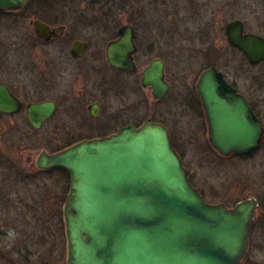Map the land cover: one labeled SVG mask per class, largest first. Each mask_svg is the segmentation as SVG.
I'll use <instances>...</instances> for the list:
<instances>
[{"label":"water","instance_id":"1","mask_svg":"<svg viewBox=\"0 0 264 264\" xmlns=\"http://www.w3.org/2000/svg\"><path fill=\"white\" fill-rule=\"evenodd\" d=\"M29 1L0 0V10H19ZM119 35L107 47L109 62L133 70L128 55L137 49L135 31L125 26ZM227 37L250 63L264 60V40L243 34L241 23L228 25ZM163 70L158 62L143 74V84L160 97L167 89ZM213 78L222 80V75L212 69L200 81L212 144L222 156L255 153L263 128L245 104L213 108ZM20 110L19 100L0 83V113ZM55 110L49 102L30 105L28 121L38 129ZM36 166L62 169L70 178L63 209L67 264H242L249 252L257 201L249 198L232 208L208 203L161 124L149 121L56 153L42 151Z\"/></svg>","mask_w":264,"mask_h":264},{"label":"flooded vegetation","instance_id":"2","mask_svg":"<svg viewBox=\"0 0 264 264\" xmlns=\"http://www.w3.org/2000/svg\"><path fill=\"white\" fill-rule=\"evenodd\" d=\"M82 2L31 0L19 10H0V83L5 84L21 103L19 112L0 113V117H25L31 131L40 133L47 130L52 133L57 143L53 148L60 151L82 142L110 137L128 127L139 129L149 121L161 124L169 131L172 145L188 170L193 186L207 201L186 166L180 149H211L226 159H244L254 153L222 156L216 151L210 140L211 125L200 93L201 77L204 72L212 69L222 75V80L212 79L213 108L238 109L245 104L264 130V60L251 64L239 48L230 44L227 37L228 25L239 22L243 34H254L264 40V20L258 24L256 31L249 30L245 21L249 9L242 0H210L204 5L195 3V8L200 5L203 17L193 21L192 26L184 28L180 26L179 14L176 12L175 28L167 31L164 23L160 26L161 49H156L153 45L156 43L152 41L147 49H140L137 28L139 16L134 14L133 21L130 20L117 30L112 25L114 16L111 14L102 17L99 13L94 16L97 18L96 23H87L94 17L86 16L83 10L77 12L73 7ZM258 5L259 15L264 16V3ZM167 15L172 14L164 15L166 19ZM92 25L104 27L107 32L114 28L117 32L110 35L106 46L102 48L81 36L83 27ZM125 26L135 31L137 49L128 55L134 64L133 70L115 68L108 58L109 43L119 39V32ZM176 39L182 45L171 46ZM77 43H85L86 46L75 49ZM184 43L189 46H183ZM183 49H191L196 55V62L190 72L191 82L186 83L183 73L171 67L167 59L168 52L171 55L175 53L174 60L180 64ZM225 49L234 50L254 65L257 68L256 77L248 79L232 76L227 60L222 55ZM158 62L163 65V83L167 87L162 97L158 96L151 85L143 84L146 69ZM44 102L53 104L56 110L37 129L28 121V108ZM262 149L264 132L256 152ZM249 198L257 201L254 231L258 223L264 224V205L258 196ZM62 241L64 253L61 264H67L66 234ZM21 258V264H55V260L51 259L30 261L26 255H21Z\"/></svg>","mask_w":264,"mask_h":264},{"label":"rangeland","instance_id":"3","mask_svg":"<svg viewBox=\"0 0 264 264\" xmlns=\"http://www.w3.org/2000/svg\"><path fill=\"white\" fill-rule=\"evenodd\" d=\"M209 1L83 0L73 7L77 12L83 10L86 16L94 17L99 13L102 17L104 14L113 15L112 25L116 26V30L133 21L135 14L140 17L137 21L139 48L147 49L152 41L156 43H153L156 49H161L162 23L167 31L175 28L178 12L180 26H192L193 21L204 16L200 5L195 8L194 4L204 5ZM242 2L249 9L245 20L247 27L256 31L258 24L264 20L258 11V4L264 3V0ZM166 14L172 15H167L166 19ZM90 22L96 23L97 18L87 23ZM116 30L112 28L107 32L104 27L92 25L83 27L80 32L93 45L104 48ZM180 42L176 39L171 46L182 45ZM183 46L189 44L184 43ZM225 50L222 55L232 76L256 77L257 68L254 65L234 50ZM175 55L168 52L171 67L183 73L185 83L191 82L190 72L196 55L191 49H183L180 64L174 60ZM55 143L54 135L47 130L40 133L31 131L25 117L0 118V264H21V255H26L30 261L51 259L55 260V264L62 262V239L65 237L62 209L70 181L59 173L47 175L41 171L48 170H39L36 166L37 157L42 151H60L53 148ZM180 151L196 185L202 189L210 204L225 203L234 207L244 199L258 196L264 205V149L244 159L222 158L211 149L181 148ZM243 264H264V224L261 222L253 231L250 251Z\"/></svg>","mask_w":264,"mask_h":264},{"label":"trees","instance_id":"4","mask_svg":"<svg viewBox=\"0 0 264 264\" xmlns=\"http://www.w3.org/2000/svg\"><path fill=\"white\" fill-rule=\"evenodd\" d=\"M1 118V117H0ZM22 137V136H21ZM45 174H55V173H59V174H62L64 176H66L67 179H69V175L66 171L62 170V169H59V168H55V169H51V170H48V171H41ZM68 190V189H67Z\"/></svg>","mask_w":264,"mask_h":264}]
</instances>
